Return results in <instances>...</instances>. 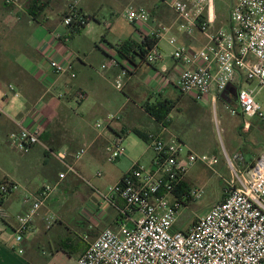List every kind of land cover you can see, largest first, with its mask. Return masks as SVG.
Segmentation results:
<instances>
[{
	"label": "built area",
	"instance_id": "2783aa9c",
	"mask_svg": "<svg viewBox=\"0 0 264 264\" xmlns=\"http://www.w3.org/2000/svg\"><path fill=\"white\" fill-rule=\"evenodd\" d=\"M62 1L65 27L77 31L91 23L93 18L81 8L83 0ZM161 1L176 15L172 25H154L144 6L129 4L124 10L125 19L135 28V37L131 39L138 43L147 38L155 41L144 56V62L155 70L153 80H149L159 81L166 71L165 66H156L164 59L160 42L165 40L172 47V59L181 66L176 82L181 93L192 94L198 102L209 98L216 106L221 93L229 86H236V105L226 104L229 112L259 116L264 120V108L256 100L254 89L241 85V80L264 85V0H230L228 27L216 26V0ZM104 24L107 29L111 27L109 22ZM180 34L189 37L201 34L204 42L193 47L181 42ZM53 36L62 38L57 31ZM121 42L113 46L102 42L107 59L101 68L120 66L117 49ZM49 65L57 75L71 73L73 69L68 57L63 60L51 58ZM132 69L127 64L119 67L113 80L116 89L123 90ZM8 89L14 97L19 96L13 84L9 83ZM77 98L84 99L85 93L78 91ZM108 119H119V114H111ZM168 120L169 116L159 122L163 133L169 132L165 125ZM95 127L103 129L104 122L97 120ZM42 132L39 124L34 128L23 126L11 132L10 138L21 151L29 152L40 141ZM147 142L154 154L151 167L133 161L122 179L108 189L107 196L116 194L123 200L121 212L126 220L116 229L104 228L93 240H88L85 235L87 247L78 256L77 264H264V153L251 164L233 169L224 187V197L205 215L198 217L188 229H176L181 206L174 197V190L198 163L216 173L219 158L189 150L180 138L170 133L164 136L162 132H148ZM85 152L83 147L73 153L56 151L64 171L59 173L58 181L45 183L33 192L26 191L23 202L29 203V208L25 212L13 215L0 202V221L13 222L11 249L24 253L19 244L35 217L55 193L59 181L74 170L66 161L67 157L70 155L77 160ZM125 154L121 136L106 148V160L110 163ZM226 157L233 166L232 159L227 154ZM238 158L236 155L234 159ZM9 181L0 180V201L9 189L13 192L18 186L10 185ZM202 193L203 187L189 191L193 200ZM55 219L54 213L46 215V228H50Z\"/></svg>",
	"mask_w": 264,
	"mask_h": 264
},
{
	"label": "crops",
	"instance_id": "0c3cea01",
	"mask_svg": "<svg viewBox=\"0 0 264 264\" xmlns=\"http://www.w3.org/2000/svg\"><path fill=\"white\" fill-rule=\"evenodd\" d=\"M26 1L28 0L13 2V6L17 5L18 19H24L26 22H18L9 26L0 21V136L11 144V132L17 131L23 126L30 128H34L38 124L42 126L43 132L40 141L32 146L29 152L41 153V150L36 148L43 145V155L47 157L41 158L40 167L29 179L28 192L40 189L45 183L59 180V173L64 171L65 167L56 157L55 152H51L52 150H68L69 153H73L83 147L86 152L77 160H74L70 155L67 157L66 161L73 165L74 170L69 171L67 176L59 181L57 190L35 217L23 242L19 244L24 249V253L19 254L11 249L14 239L13 222L0 221V264H54L55 261L65 262L69 259L76 263L78 256L86 248V246L83 248L82 245H87V242L83 240L85 235L88 240H93L104 228L116 229L118 224L126 220L121 212V209L124 208L123 200L116 194L107 196L108 189L122 179L133 161L140 162L144 157L133 153L125 154L123 156L129 162L110 163L106 160L107 146L119 136L124 141V138L134 132V129L144 133L162 132L164 136L168 133L173 134L169 129V132L163 133L159 123L152 116L146 112L148 116L146 118L141 113L145 112L144 105L147 101L154 102L152 98L147 100L148 95L156 94L157 96L161 92L170 90L172 92L170 87L172 85L181 95L178 96L177 104L179 105L188 98L192 99L193 95L181 94L176 84L181 66L172 59L170 50L167 49L164 52L165 47H163L164 59L156 66L157 68L165 66L166 71L159 81L149 80V78L153 80L155 70L145 62L138 58L135 60V65L125 61V64L133 69L122 92L133 102L134 107L128 109L125 115L119 114V119H108L112 114V103L108 98L110 95L109 83L119 73V67H111L104 73H99V76H95L90 71L93 66L89 55L80 49L72 48L69 44L77 34L85 29L72 31L62 24L65 13V5L62 0H32L33 4L42 7L39 9L37 17L29 13V10L34 8L27 7ZM134 1L83 0L81 8L93 19L98 17V13L104 8L113 13L120 11L124 16L125 8ZM149 1L146 9L151 15L152 22L154 25L164 26L165 24L160 20V3L162 1ZM1 23L4 24V27ZM5 27L13 29L17 38L8 39L4 32ZM111 28L112 26L109 29ZM56 31L62 34V38L53 36ZM131 34L126 40L135 37L134 34L132 36ZM179 36L181 42L193 47H199L204 42V37L201 34L196 37L182 34ZM106 40L107 36L105 35L103 41ZM15 45L17 46L16 56L12 60L7 57L6 53ZM96 48L103 55L102 65L107 59L106 49L102 46ZM66 57L71 58L73 65L72 72L67 73L66 76L74 79L82 72L84 79L78 84H69L72 93L69 95L68 102L60 101L53 94L55 84L64 75L55 74L49 65L51 58L63 60ZM9 83L15 86L19 93L18 97H14L13 92L8 89ZM78 91L85 93L84 99L77 98ZM208 101H210L209 98L205 103L195 100L193 104L184 103L183 105L185 109L193 110L191 114L197 123L203 121L206 111L204 105ZM246 117L248 118V115L240 112L236 115L231 114L227 123L232 136L228 144L230 154L227 149L225 151L233 159L236 155H240L239 159L234 160L236 163L239 162L241 167L251 164L261 153H264V123L257 124ZM69 118L78 123V129L70 127ZM99 118H102L104 122L103 129L95 127V122L101 121ZM59 119H62L61 125H59ZM89 119H93L92 122ZM176 133V136L193 152L207 153L205 151L209 152L214 149L210 145V138L206 132L202 128L196 130V124L193 125L191 131L182 128L178 129ZM236 136H240L238 137L239 142L231 140ZM247 154L253 155L249 161L246 160ZM153 156L154 154L148 159V167H151ZM135 157L137 160H134ZM220 159L219 166L222 163ZM224 166H226L225 160L222 167ZM94 168L95 170H93ZM3 171L0 172V179L7 178L17 184L16 179L8 170L3 169ZM82 181L87 183L84 184ZM67 189H73L72 198L65 192ZM14 191L6 195L2 202L3 206L13 215L23 213L29 208V203L23 202L24 195L22 197L15 196ZM76 196L78 199H75ZM50 213H54L56 219L50 228H46L45 216Z\"/></svg>",
	"mask_w": 264,
	"mask_h": 264
},
{
	"label": "rangeland",
	"instance_id": "374dc122",
	"mask_svg": "<svg viewBox=\"0 0 264 264\" xmlns=\"http://www.w3.org/2000/svg\"><path fill=\"white\" fill-rule=\"evenodd\" d=\"M31 1L32 0L26 1L25 5L27 7H31L33 5V2ZM17 2L19 3V1ZM149 2H150L149 0H135L134 2H132V4L136 6L140 5V6H144L145 8H148ZM152 2H154V0ZM229 4H230V0L215 1V5L217 9L216 26L223 25L225 27H228L229 24H228L227 16H228ZM13 5H14L13 3H8L7 0H0V21L3 22L4 24H8L9 26H11V24L18 22H26V20L24 19L23 20L21 18L18 19L19 15L17 16V7H16L17 5L16 6ZM160 7H161V17H160L161 22H163V24L165 25H172L176 15L162 2L160 3ZM86 14L90 15L88 13ZM104 22H109L112 28L107 29ZM3 23H1V25L4 27ZM84 29L85 30L77 34L75 38L69 42V44L72 48L80 49L81 51L89 55V59L91 60V64L93 66L92 68H90V71L95 76L96 75L99 76V73H104L106 71L103 68H101V62L104 60L103 55L96 48V47L100 48L102 46L104 36L105 35L107 36L106 41L108 43L114 45L121 42L122 40H126V38H129L130 33H132L131 36L135 33L134 26L128 23L124 19V16L120 11L113 13L106 8L101 10L98 13V17H95V19H93L91 23H89V25H87ZM4 32L6 33L8 39L17 38V35L15 34V31L13 29L6 28L4 29ZM160 46L162 48V51L165 50L164 52H166L167 49H169L170 51L172 50V47L165 40H162L160 42ZM163 47H165L164 50ZM16 49H17L16 45L8 49L6 53L7 57L13 60L16 56ZM63 75L64 76L59 80V82L55 84V87L53 88L54 89L53 94L60 101L68 102L69 95L72 93L69 84L71 83L78 84L79 82L84 81V79L82 77V72H80L79 76L74 79L69 76H66V74ZM113 80L111 81V83H109L110 95L108 96L109 101L112 103L111 112L112 114L125 115L128 109L134 107V104L129 100V98H127V96L122 91L114 87ZM241 85L249 86L250 88L254 89L256 100L264 108V85H259L255 81L250 82L244 80H241ZM170 87L173 90L172 92L171 90L166 92H161L162 98L168 97L170 98L169 100L173 102V109L169 115L171 121L168 124L165 123L169 131L176 135L177 134L176 131L178 129L185 128L191 131L193 125L196 124V130L202 128V130H204L206 132V135L210 138V143H211L210 145L214 147L213 151H209V152L205 151V152L209 154H217L216 156L219 159L221 158L220 160H222L220 166L219 164L215 166V169L217 170L216 173L212 169H209L208 167L199 163L197 166L191 168L188 175H186L184 178L185 183L189 185V189H192L194 187H203V193L199 198H196L190 201L187 205H182L180 207L178 219L175 223V228L188 229L189 227H191L193 222L197 220L198 217L205 215L208 212V210L213 206L214 203H216L217 201L221 200L224 197V186L226 185L227 180L231 178L233 169L239 168L241 166H239L238 164L239 162L236 163V160H234L232 157L230 158L232 159L233 166L230 165L226 157L225 149H227V152L229 153L228 144L230 141L229 139L232 136L231 129L227 126L228 119L230 118L231 113L229 112L228 107L226 105L227 104L226 100L221 96H219L216 100V106H214L212 102L208 101L207 104L204 105V109L206 111L204 112L205 115L203 116L204 117L203 121L202 122L199 121L196 123L194 121V117H192L191 114L193 110L185 109L184 108L185 106L183 105L184 103H188V105L193 104L195 99L192 97V99L194 100L193 101L192 99L188 98L184 100V103L181 102L183 104L179 105L177 104L179 102V97H180L179 91L173 85ZM60 93L62 94V96L59 97ZM150 98H152V101H155L156 94L148 95L147 100H150ZM235 101L236 100L234 98L233 101L229 103L230 107L236 105ZM148 103L149 101H147L145 105ZM141 113L146 118L148 117L146 110L145 112L142 111ZM69 119L70 120L68 122L70 124V127L71 128L75 127L78 129V123L73 121L71 118ZM99 119L103 121L102 118ZM247 119L257 124L264 123V120H262L259 116H248ZM61 120L59 119L58 121L59 125L62 124L60 122ZM89 120L90 122H92L93 119H89ZM152 121L154 122V120ZM159 127L161 129L160 124ZM238 137L240 136H236V138H232L231 140L233 141L238 140L239 142ZM123 143L126 148L127 155H130L131 153L136 154L137 156L143 155L144 157L140 162L148 167V159L152 156L153 152L149 148L147 142H145L143 139L139 138L134 132H132L129 133L124 138ZM36 149H40L41 153H38L37 151L23 152L19 148H17L13 142L10 144L8 143V141H6L4 137L0 136V172H4L3 169H6L16 179L18 186L16 189H14L15 196L22 197L24 193L28 191L27 188L30 187L29 179L32 178L33 173H35L40 167L41 158L43 156L47 157L46 155H43L44 154L43 145L37 146ZM252 156L251 154H247L246 160L248 161L251 160ZM134 160H137V157H135ZM224 160L226 161L227 167L226 166L222 167ZM120 161L129 162V160L124 156L114 162L117 163ZM93 170H95V168ZM83 183L86 184L87 182H83ZM65 192L69 194V197H71L73 189L71 190L67 189L65 190ZM75 199H78V196H76ZM85 246H86L85 244L82 245L83 248ZM54 264H77V262L75 263L73 260L69 259L65 262L55 261Z\"/></svg>",
	"mask_w": 264,
	"mask_h": 264
},
{
	"label": "trees",
	"instance_id": "16d2710c",
	"mask_svg": "<svg viewBox=\"0 0 264 264\" xmlns=\"http://www.w3.org/2000/svg\"><path fill=\"white\" fill-rule=\"evenodd\" d=\"M33 10H29V13L32 14L34 17H37L39 9H42L40 5L33 4ZM106 42V41H104ZM154 40L147 38L144 42L138 43L135 40L127 39L121 42L120 46L117 49V56L119 67H125L126 64L123 63L125 61L129 63H133L135 65V60L138 58L139 60L144 62L145 53L153 46ZM107 43V42H106ZM110 46L113 44L107 43ZM137 68L136 66L134 67ZM181 96V95H180ZM234 99V98H233ZM232 99V101H233ZM146 112L152 116L158 123L163 122L164 119L168 118L172 109H173V102H171L167 98H162L161 94H157L156 100L152 103H148L144 106ZM171 119L169 118L168 121H165L167 124L170 123ZM134 133L138 135L140 138L148 141V133H144L138 129H134ZM52 153L56 152L54 150L51 151ZM4 181H8L9 179L3 178ZM10 185H14L12 181H9ZM12 188V186H10ZM189 185L185 183V181H181L177 188L174 190L173 194L176 201L182 205H187L190 201H192V197L189 194ZM12 193V189H9L8 194ZM7 194V195H8ZM6 196V195H5ZM3 202V199L0 201ZM87 247V245H86Z\"/></svg>",
	"mask_w": 264,
	"mask_h": 264
},
{
	"label": "water",
	"instance_id": "95a60500",
	"mask_svg": "<svg viewBox=\"0 0 264 264\" xmlns=\"http://www.w3.org/2000/svg\"><path fill=\"white\" fill-rule=\"evenodd\" d=\"M237 95V87L229 86L227 90L221 93V97L226 100L227 103H230L234 97Z\"/></svg>",
	"mask_w": 264,
	"mask_h": 264
}]
</instances>
